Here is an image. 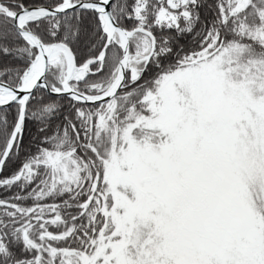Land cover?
I'll list each match as a JSON object with an SVG mask.
<instances>
[{
    "label": "snow or ice",
    "instance_id": "6c2138e0",
    "mask_svg": "<svg viewBox=\"0 0 264 264\" xmlns=\"http://www.w3.org/2000/svg\"><path fill=\"white\" fill-rule=\"evenodd\" d=\"M0 264H264V0H0Z\"/></svg>",
    "mask_w": 264,
    "mask_h": 264
},
{
    "label": "trees",
    "instance_id": "16d2710c",
    "mask_svg": "<svg viewBox=\"0 0 264 264\" xmlns=\"http://www.w3.org/2000/svg\"><path fill=\"white\" fill-rule=\"evenodd\" d=\"M18 163H19V161H17L15 164L10 163V164L8 165V167H6V169L4 170V172H3L2 175H4V176L9 175L10 172L13 171V170L15 169V167L18 166Z\"/></svg>",
    "mask_w": 264,
    "mask_h": 264
}]
</instances>
